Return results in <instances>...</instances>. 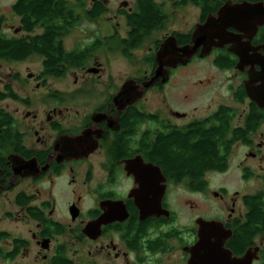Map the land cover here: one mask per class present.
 Instances as JSON below:
<instances>
[{
  "label": "flooded vegetation",
  "instance_id": "af4514ba",
  "mask_svg": "<svg viewBox=\"0 0 264 264\" xmlns=\"http://www.w3.org/2000/svg\"><path fill=\"white\" fill-rule=\"evenodd\" d=\"M242 1L264 4V0H221L218 9L225 3ZM170 5L177 11L191 4L182 7ZM217 10L210 15H216ZM203 21L199 13L189 30H172L156 40L158 45L154 43L144 57L148 69L142 76L125 77L121 82L112 81L97 88L96 83L89 79L92 76L100 79L103 68L100 67L102 63L94 59L91 67H96L97 73H89L91 67H87L82 74L81 67H72L64 75L52 77L62 80L70 75L73 86L70 90L55 87L54 83L45 82L46 77L39 78L38 74L36 79L41 82L35 85L32 101L22 96L20 100H0V110L11 115V128L18 138L16 144L10 139L7 142L5 138L1 139L0 200H4L0 202V264H187L189 253L186 249L196 241L197 227L195 224L184 228L179 224L176 206L181 202L173 193L182 186L193 193L205 192L207 175L223 173L227 169L218 172L204 168L197 176L170 178L165 167L157 163L150 152L158 140L160 143L172 132L170 128L186 134L181 127L192 123H203L196 124L199 128L209 127L215 122L212 120L214 112L220 106H228L234 115L226 124L227 138L236 133L248 137L245 141L236 138L230 143L228 161L233 149L241 151L245 157L238 164L242 166V178L246 181L255 177L244 162L252 158L264 163V121L247 135L245 122L253 104L258 110L264 108H259L245 94L243 85L248 78L249 66L240 70L237 66L239 56L229 50L237 47L227 44L214 47L205 57L196 54L187 65L170 69L166 83L157 81L123 109L114 102V96L127 80L133 79L136 85H141L153 74L155 51L165 38L174 36L176 39V33H190L191 36L195 24ZM228 31L241 36V42L250 41L252 49L249 53H263L260 47L264 44V25L258 27L251 39L247 38L246 32H238L234 28ZM125 36L118 35V38ZM131 52L128 53L131 55ZM119 53L129 59L122 51ZM151 55L153 63L148 61ZM196 57L198 60L211 58L217 70L236 71L241 75V83L232 90L233 103L243 107L241 110L232 104L220 103L212 108L213 112L200 116L196 113L198 107L187 110L180 100L167 101L163 89L181 70L198 61ZM2 80L0 78V92H4L7 84L12 87L11 83ZM240 89L244 92L241 102L234 99ZM150 92L162 95L156 107L150 103ZM6 100H12L19 106L10 112L6 105L1 106ZM20 159H34L35 173L30 176L16 173L14 168ZM201 181L205 183L204 188H190V183ZM24 185H29L30 191L25 190ZM212 193L228 211L225 217L211 218L221 221L225 229L231 231L225 248L234 257L243 256L247 249L255 251L252 264H264V234L255 233L248 245L237 244L236 231L240 228L231 224L240 217L236 213L238 192L229 195L226 189L221 188L219 192ZM23 199H26L25 205L22 204ZM141 201H146L149 208L158 203L153 206L156 213L141 215L137 204ZM189 206L195 207L192 203ZM164 211L169 214L164 215ZM199 217L203 218L198 215L195 220ZM8 222L15 227L6 229ZM22 223L31 224L32 229L23 233ZM91 223H94V230L88 231Z\"/></svg>",
  "mask_w": 264,
  "mask_h": 264
},
{
  "label": "trees",
  "instance_id": "16d2710c",
  "mask_svg": "<svg viewBox=\"0 0 264 264\" xmlns=\"http://www.w3.org/2000/svg\"><path fill=\"white\" fill-rule=\"evenodd\" d=\"M83 14L78 13L69 0H16L10 7L19 20L21 35L8 36L3 33L4 15L0 13V59L10 61H23L27 57L36 54L42 58L40 77H59L64 75L72 67H83L87 61L100 48L113 50L119 47L127 56L129 51L138 47L146 36L153 30L161 29L168 21L169 14L164 8L163 2L156 0H133L134 7L131 11L120 10L125 17L127 32L124 38H118L116 32L104 38H96L88 45L75 50H66L63 37L77 25L82 17L94 21L99 16L107 13L108 8L103 0H94L89 6L85 0H73ZM174 7H182L188 4L199 8L200 20L215 12L221 5V0H165ZM254 1V0H251ZM39 31V33L35 31ZM178 44L189 43L190 33H176ZM159 41L155 42L158 45ZM152 56V55H151ZM153 63V56L148 58ZM244 92L240 89L235 93L234 99L241 102ZM20 100L21 97L7 84L4 92H0L1 99ZM212 120L215 121L209 127H201L203 123H192L181 127L186 134L172 132L166 138L159 140L152 150L151 155L157 163H161L169 173L170 178H180L185 175L197 176L202 169H212L222 172L228 167V149L230 143L236 138L245 141L248 137L242 133L233 134L228 139L227 123L234 112L231 107L220 106L214 112ZM249 118V119H248ZM247 118V132L254 130L260 122L264 121V110H258L253 104V110ZM211 119V118H209ZM11 115L0 110V146L2 138L7 142H18L16 132L11 128ZM208 121V120H206ZM219 125V126H218ZM236 135V136H235ZM2 162L0 153V163ZM250 175L249 172H246ZM262 189L242 195V204L245 211L242 217L234 220L233 227H239L236 231V241L239 246L248 245L251 236L255 233L264 234V175L261 176ZM191 189H202L204 182L189 184ZM28 198V197H26ZM26 199L22 204L25 205Z\"/></svg>",
  "mask_w": 264,
  "mask_h": 264
},
{
  "label": "rangeland",
  "instance_id": "374dc122",
  "mask_svg": "<svg viewBox=\"0 0 264 264\" xmlns=\"http://www.w3.org/2000/svg\"><path fill=\"white\" fill-rule=\"evenodd\" d=\"M16 0H0V13L4 15L3 33L8 36L21 35V31L14 32L19 28L18 17L14 15L11 6ZM72 7L83 14L81 8L75 4V1L69 0ZM92 0H85V5L89 6ZM108 8L107 13L99 16L98 19L91 21L82 17L81 21L75 25L70 32L63 37V44L66 50H75L82 48L91 43L96 38H104L113 33H117L120 37L125 36L128 30L125 17L120 13V10H127L134 7L133 0H103ZM163 2L164 8L171 14L170 20L163 26L161 30H157L152 34L142 39V42L132 50V56L129 54L128 60L125 59L119 52V47L108 50L100 48L87 61V64L82 68V74L85 73L87 67L94 66L93 61L97 59L102 63L103 68L100 79L94 76L90 77V81L96 83L97 88H101L109 82H121L122 78L132 76H142V73L148 69V65L144 57L149 53V49L153 47L156 40L172 30L186 31L189 30L198 18V8L193 5L180 8L177 11L171 7V3L165 0H156ZM124 3V4H123ZM172 13L174 14L172 16ZM39 33V31H35ZM127 56V55H126ZM199 58L196 57L195 60ZM180 67V66H178ZM182 67V66H181ZM42 68V58L39 55L33 54L23 61H9L0 59V78L11 83L14 90L19 96L27 97L30 101L34 98L36 92V83H40V79L36 76ZM17 79V80H16ZM87 79V78H86ZM1 82H4V81ZM16 80V81H15ZM71 76L67 75L62 80H56L52 77H46L45 82L54 83L55 87L70 90ZM203 83H202V81ZM242 77L236 71H219L211 62V58L200 59L192 62L185 70H181L174 76L171 84L165 87L162 92L168 100H180L181 105L187 110L193 107H198L200 116H205L211 113L217 104H232L238 110L243 107L233 103L232 90L235 86L241 83ZM112 84V83H111ZM1 85V84H0ZM185 95L187 97L185 98ZM162 96V95H161ZM160 94L150 92V103L155 107L159 104ZM8 111H14L19 106L12 100L4 101L1 106H5ZM213 112V111H212ZM264 132V125L262 127ZM244 157L241 151L233 149L228 161L227 170L223 173H210L207 175L208 188L205 192L193 193L186 186L175 189L173 195L177 197L181 203L176 206L178 212L179 224L186 228L195 226V218L203 216L204 219L214 218L215 216L222 217L227 214V209L217 201L212 191H218L221 188L226 189L229 195L238 192L236 198V213L242 217L245 207L242 204L241 197L244 194L254 193L262 189L261 176L264 175V163L257 159L247 158L245 166L252 171L255 177L246 180L242 178V166H239V161ZM23 188L30 191L29 185H24ZM4 198L0 200L3 202ZM195 205L194 208L189 206ZM15 227L13 224H6V229ZM23 233L32 229L31 224L22 223L20 227ZM186 239V238H185Z\"/></svg>",
  "mask_w": 264,
  "mask_h": 264
},
{
  "label": "water",
  "instance_id": "95a60500",
  "mask_svg": "<svg viewBox=\"0 0 264 264\" xmlns=\"http://www.w3.org/2000/svg\"><path fill=\"white\" fill-rule=\"evenodd\" d=\"M191 33L190 42L179 45L174 36H168L155 51V69L153 74L145 79L141 85H136L135 80H127L119 92L114 96V102L120 109L130 105L140 98L145 89L151 87L157 81L166 83L169 79L170 69L187 65L191 59L198 54L200 57L207 56L211 49L223 47L227 44H235L237 48L229 50L239 56L238 68L244 69L249 66L244 82V90L247 98L254 102L259 108H264V44L260 47L263 53L249 51L252 49L250 41L241 42V36L230 31L234 28L238 32L248 33L251 39L259 26L264 25V4L262 2L242 1L239 3H225L217 11L216 15H208L202 23L195 24ZM20 31L19 28L14 32ZM258 66V69L255 68ZM89 73H97L96 67L88 69ZM152 168V167H151ZM36 169L34 159L22 160L14 168L21 176H30ZM147 187V186H145ZM141 215L156 213L154 203L149 208L146 201L137 202ZM169 214L164 211V215ZM197 227L196 241L186 252L189 253L187 264H252L256 257L255 251L247 249L241 257H234L232 252L225 248V243L231 237V231L225 229L221 221L206 220L199 217L195 220ZM88 231L94 230V223L88 226Z\"/></svg>",
  "mask_w": 264,
  "mask_h": 264
}]
</instances>
